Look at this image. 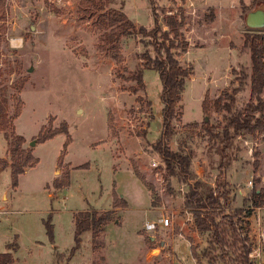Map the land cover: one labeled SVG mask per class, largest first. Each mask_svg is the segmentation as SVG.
Segmentation results:
<instances>
[{
  "label": "rangeland",
  "instance_id": "1",
  "mask_svg": "<svg viewBox=\"0 0 264 264\" xmlns=\"http://www.w3.org/2000/svg\"><path fill=\"white\" fill-rule=\"evenodd\" d=\"M55 1L4 0L0 97H5L11 118L20 108L12 122L14 134L25 139L23 148H30L38 162L13 188L9 142L0 132V253H12L16 264H56L59 255L61 264H231L220 260L222 252H208L207 234L196 231L191 213L182 210L184 195L177 179H160L150 166L158 159L153 146L161 129V83L155 71L146 70L145 90L133 93L137 83L129 80L140 69L138 57L145 44L127 37L116 50L105 52L102 29L93 24V7L83 5L84 0ZM88 1L123 10L137 27L152 28L156 18L162 31H169L165 17L183 13L180 31L188 47L176 53L191 75L169 147L191 156L195 179L213 184L220 149L201 128V104L206 93L214 101L223 91L234 95L237 109L248 101L249 82L241 74L250 73L249 51L243 47L244 34L250 31L243 9L250 8L252 0ZM169 39L174 41L173 35ZM139 97L151 106L140 103ZM207 121L216 125L222 117L211 110ZM49 123L53 128L66 123L67 133L37 144L35 138ZM235 146L224 181L229 203L234 200L233 207H241L240 196L249 197L253 187L264 190V133L237 138ZM135 165L153 196L134 175ZM66 171L68 186L56 190L54 183ZM118 197L126 207L113 212L95 241L90 231L83 233L75 249L74 215L110 211ZM249 209L244 229L252 248L250 260L264 264V206ZM167 215L171 222L162 229L158 221ZM147 219L157 223L149 233L143 230ZM147 237L153 240L148 243Z\"/></svg>",
  "mask_w": 264,
  "mask_h": 264
},
{
  "label": "trees",
  "instance_id": "2",
  "mask_svg": "<svg viewBox=\"0 0 264 264\" xmlns=\"http://www.w3.org/2000/svg\"><path fill=\"white\" fill-rule=\"evenodd\" d=\"M87 3L97 13L93 24L102 29L103 33L100 39L103 51L116 50L121 40L127 37H137L145 44L144 52L138 57L141 61L140 69L129 78L137 83V86L131 90L133 93L145 90L144 71L151 70L158 74L161 83V129L153 151L163 164V167H159L164 172L162 177L168 181L177 179L181 185L186 186L187 190L183 194V208L191 213L196 231L207 234L208 244H210L208 252L210 253L211 249L222 252L223 256L220 257V260L224 263L229 260L231 264H252L250 260L252 248L249 244L248 232L244 229L245 220L250 216L252 209L249 208L264 206V190L253 187L249 192V197L240 196L244 199V206L233 207L232 201L234 200L231 199L232 201L229 203L230 193L226 190L228 183L224 181V170L232 160L233 150L236 148L235 141L238 137L245 138L264 133V100L262 98L264 93V31H250L244 34L243 47L249 51L250 73L244 76L241 74V77L248 79L249 82L248 101L240 109H237L234 95L226 91H223L214 101H211L206 93L202 101L201 108L205 118H210L211 110L222 117V122L216 125L205 119L201 124V128L211 140L218 142L220 149L218 175L212 185L194 178L190 168L192 158L189 154L174 151L169 147V142L175 135L177 108L184 92L185 81L191 75L190 69L181 66L176 53L177 51L186 52L188 47V43L180 31L184 24L183 13L165 17L163 21L169 31H162L156 18L152 28L137 27L121 9H104L103 5L94 4L88 0L82 2L83 5H87ZM258 3H264V0H252L250 8L244 7V14ZM4 16V0H0V23L4 22ZM170 34L173 35L175 42L169 39ZM138 101L143 102L147 107L151 106V103L144 101L142 97H139ZM19 111L20 108L17 107L11 118L6 111L5 97H0V132H4V137L9 142L10 163L8 167L13 188L17 186L18 177L38 162L30 148H23L25 139L14 134L12 122L18 116ZM46 126L35 138L37 144L45 142L57 134L67 133L66 123H62L60 128H53L51 123ZM189 127L195 128L197 124H191ZM255 157L258 158V154H255ZM1 164L3 167L6 166L5 162ZM258 166L259 163L256 161L255 169ZM132 170L153 196L152 188L146 182L139 168L135 165ZM68 176L69 172L66 171L54 183L56 190L68 186ZM117 200L114 201L110 211L101 214L87 211L74 215L75 249L79 247L80 237L83 233L90 231L92 241H95L97 234L102 232L105 226L112 221L113 212L126 207V201L122 197H118ZM248 203L251 205L247 206ZM227 209L233 211L226 212ZM245 209H248L246 213ZM233 219L236 221L233 222ZM51 228L48 224L49 234H51ZM146 239L148 243L151 241L150 237ZM7 248L10 247L7 246ZM190 248L192 249V246ZM56 261V264L63 263V257L57 256ZM0 264H14L12 253L8 251L0 253Z\"/></svg>",
  "mask_w": 264,
  "mask_h": 264
},
{
  "label": "built area",
  "instance_id": "3",
  "mask_svg": "<svg viewBox=\"0 0 264 264\" xmlns=\"http://www.w3.org/2000/svg\"><path fill=\"white\" fill-rule=\"evenodd\" d=\"M55 3H57V4L60 3V0L55 1ZM238 138H240V137H238ZM150 166H151V168L153 170H156L155 171V176H159L160 179H162V176H163L164 172L161 169H159V167H163V164L160 162V160L152 159V161L150 162ZM184 189H185V185H180L179 192L184 194V192H185ZM170 212H171L170 216H175V213L173 212V210H171ZM184 212H188V211L184 210ZM170 222H171V219H170L169 215H167V216H161L159 221H158V224L161 225L162 227H167V226H169ZM156 224H157L156 222H148V221H146L144 223L143 230L146 231L147 233L152 232V231L155 230V225Z\"/></svg>",
  "mask_w": 264,
  "mask_h": 264
},
{
  "label": "water",
  "instance_id": "4",
  "mask_svg": "<svg viewBox=\"0 0 264 264\" xmlns=\"http://www.w3.org/2000/svg\"><path fill=\"white\" fill-rule=\"evenodd\" d=\"M243 21L249 31H264V3H258L246 12ZM205 120L207 121V118ZM150 239L153 240V238Z\"/></svg>",
  "mask_w": 264,
  "mask_h": 264
},
{
  "label": "crops",
  "instance_id": "5",
  "mask_svg": "<svg viewBox=\"0 0 264 264\" xmlns=\"http://www.w3.org/2000/svg\"><path fill=\"white\" fill-rule=\"evenodd\" d=\"M19 46H20V45H19ZM16 48H18V47H16ZM26 170H27V169H26ZM26 170H25V172H26ZM212 185H213V184H212ZM156 210L160 211V209H156ZM176 210H177V209H176ZM182 210L184 211V210H186V209L183 208ZM115 211L117 212V210H115ZM177 211H178V210H177ZM146 221L149 222V219L145 220V222H146ZM145 222H144V223H145ZM143 226H144V224H143ZM161 228H162V229H165V227H161ZM12 255H13V254H12ZM13 258H14V257H13ZM14 264H16V262H15V258H14Z\"/></svg>",
  "mask_w": 264,
  "mask_h": 264
}]
</instances>
